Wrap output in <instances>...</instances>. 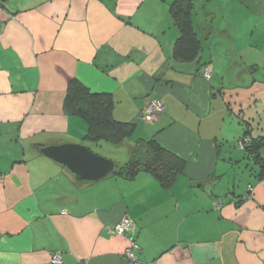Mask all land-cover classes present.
<instances>
[{
  "label": "crops",
  "instance_id": "obj_1",
  "mask_svg": "<svg viewBox=\"0 0 264 264\" xmlns=\"http://www.w3.org/2000/svg\"><path fill=\"white\" fill-rule=\"evenodd\" d=\"M174 1H0V264H53L58 253L62 264H124L130 238L144 263L264 264V175L254 166L230 191L220 159L230 127L239 140L264 137V0H197L203 50L189 64L173 57ZM74 79L112 94L116 121L185 161L174 187L150 173L79 180L40 153L90 148L82 120L64 112ZM152 99L164 110L148 120ZM125 216L132 230L112 235Z\"/></svg>",
  "mask_w": 264,
  "mask_h": 264
},
{
  "label": "trees",
  "instance_id": "obj_2",
  "mask_svg": "<svg viewBox=\"0 0 264 264\" xmlns=\"http://www.w3.org/2000/svg\"><path fill=\"white\" fill-rule=\"evenodd\" d=\"M196 1L175 0L170 7L172 19L180 33L174 46L173 57L182 64L196 62L203 50L202 41L193 24ZM114 107L112 94L94 93L76 79L70 82L64 99L65 114L82 120L87 125L85 141L97 145L106 142L122 146L137 133L136 124L115 120ZM244 149L248 159L259 168L256 176L262 178L264 158L261 152L264 150V137L251 140ZM184 167L183 159L163 148L153 137L139 140L131 149V159L121 167L116 165L109 177L133 179L138 173L147 172L154 176L163 188L170 189L183 174Z\"/></svg>",
  "mask_w": 264,
  "mask_h": 264
},
{
  "label": "rangeland",
  "instance_id": "obj_3",
  "mask_svg": "<svg viewBox=\"0 0 264 264\" xmlns=\"http://www.w3.org/2000/svg\"><path fill=\"white\" fill-rule=\"evenodd\" d=\"M237 69H229L226 71L227 77L225 79V84L227 86L231 85L232 77L236 74ZM81 124L84 126L85 130L83 131L84 134L85 131H87V125L82 122ZM236 126H239L238 122L235 121ZM245 127L240 128V130L245 131ZM82 132V130L77 129V133ZM239 132V129L236 127H230L229 130V138L225 142H221L222 148L224 147V152L220 154L221 160H226L229 163V170L227 174V181L231 185L230 191H232V185L235 183L236 185V192L240 193L241 190L245 188L248 181L253 180L251 175V169H254V164L252 163V160L248 159V156L244 150H242L238 146V141H240V136L242 133ZM83 134V136H84ZM85 137V136H84ZM142 139V136L139 132H137L132 139H129L126 144H123L122 146L119 145H113L106 142H101L98 145L97 144H91L89 142L84 143L90 145V150L95 153L96 155L115 161L119 167L123 166L125 163H127L131 159V149H129V145H132V147H135L137 142ZM222 155V156H221ZM264 157V153H263ZM259 172V171H258ZM140 174H148L147 172H140ZM153 179H156L155 177ZM157 181V179H156ZM176 182L172 185L174 187ZM217 192L221 193H228L224 192V186L221 185L217 190ZM226 195V194H224Z\"/></svg>",
  "mask_w": 264,
  "mask_h": 264
},
{
  "label": "water",
  "instance_id": "obj_4",
  "mask_svg": "<svg viewBox=\"0 0 264 264\" xmlns=\"http://www.w3.org/2000/svg\"><path fill=\"white\" fill-rule=\"evenodd\" d=\"M3 3L5 0H0ZM40 153L65 166L81 180L100 182L115 170L116 163L93 153L88 147L78 144H61L40 149Z\"/></svg>",
  "mask_w": 264,
  "mask_h": 264
},
{
  "label": "built area",
  "instance_id": "obj_5",
  "mask_svg": "<svg viewBox=\"0 0 264 264\" xmlns=\"http://www.w3.org/2000/svg\"><path fill=\"white\" fill-rule=\"evenodd\" d=\"M211 70L207 69L205 72L206 77H210ZM164 110V105L161 101L157 99H152L147 107L143 110L142 116L146 119H155L159 116V114ZM251 139L249 137H244L238 143L240 148L244 149L249 143ZM250 191H252V186L249 187ZM132 230V222L131 220L125 216L123 217L117 224L112 226L108 229V231L115 236H126ZM140 246L138 245L137 241L134 238H130V246L124 252V264H159L158 261L152 263H144L139 259ZM53 264H62V257L61 255L55 254L52 258Z\"/></svg>",
  "mask_w": 264,
  "mask_h": 264
}]
</instances>
